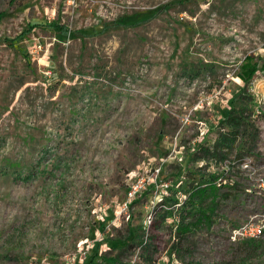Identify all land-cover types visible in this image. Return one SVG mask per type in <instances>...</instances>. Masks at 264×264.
<instances>
[{"label": "rangeland", "instance_id": "374dc122", "mask_svg": "<svg viewBox=\"0 0 264 264\" xmlns=\"http://www.w3.org/2000/svg\"><path fill=\"white\" fill-rule=\"evenodd\" d=\"M230 107L249 136L199 161ZM210 173L237 184L178 243ZM262 181L264 0H0V264H264V231L232 235L264 223Z\"/></svg>", "mask_w": 264, "mask_h": 264}, {"label": "trees", "instance_id": "16d2710c", "mask_svg": "<svg viewBox=\"0 0 264 264\" xmlns=\"http://www.w3.org/2000/svg\"><path fill=\"white\" fill-rule=\"evenodd\" d=\"M63 35H72L68 28L56 27ZM255 56H248L242 63L237 77L242 83L241 93L234 98L232 103L243 96V93L247 90L249 84L253 81L256 73L259 70L258 63L255 62ZM248 115L244 110H236L230 107L226 116L220 122L221 133L216 138L212 147L201 148L199 150V161H210V162H224L227 161L235 150H237V141L242 136L246 138L249 136L247 133L248 126ZM254 148V147H253ZM253 153L252 149L249 150L248 154ZM238 153L237 156H239ZM232 167L229 166V169ZM228 171L230 172V170ZM237 183L230 184L225 178V173H210L207 178L201 177L200 181L195 186L190 187L186 191L185 199L180 205L182 212H185V216L179 218L176 226L175 235L177 236L178 243L185 238L186 235L190 234L194 229L200 228L201 226L210 223L216 208H218V200L221 197V189H232ZM175 204H179L176 202ZM188 219H191L189 221ZM141 231V229H139ZM138 245H134L126 241V248L130 251L140 248L143 253H146L150 248L148 243H144L143 237H139L137 241ZM180 244H174L170 250L172 253H179ZM150 264V263H149Z\"/></svg>", "mask_w": 264, "mask_h": 264}, {"label": "built area", "instance_id": "2783aa9c", "mask_svg": "<svg viewBox=\"0 0 264 264\" xmlns=\"http://www.w3.org/2000/svg\"><path fill=\"white\" fill-rule=\"evenodd\" d=\"M142 184L143 182L134 183L131 189L127 193V198L132 199L136 197V195L141 192ZM261 189L264 194V181H262ZM263 231H264V223L260 221L258 223H253L250 226L249 225L241 226L240 228L233 230L232 235L234 240H241L247 237L249 238L257 237Z\"/></svg>", "mask_w": 264, "mask_h": 264}]
</instances>
